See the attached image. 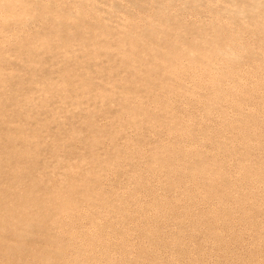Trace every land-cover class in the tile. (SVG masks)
<instances>
[{"label": "rangeland", "instance_id": "rangeland-1", "mask_svg": "<svg viewBox=\"0 0 264 264\" xmlns=\"http://www.w3.org/2000/svg\"><path fill=\"white\" fill-rule=\"evenodd\" d=\"M43 262L264 264V0H0V264Z\"/></svg>", "mask_w": 264, "mask_h": 264}, {"label": "bare ground", "instance_id": "bare-ground-1", "mask_svg": "<svg viewBox=\"0 0 264 264\" xmlns=\"http://www.w3.org/2000/svg\"><path fill=\"white\" fill-rule=\"evenodd\" d=\"M195 1H196V0H195ZM237 1H238V0H237ZM254 2H256V1H254ZM256 3H257V2H256ZM254 9H255V7H254ZM256 9H257V8H256ZM44 13H45V12H44ZM43 15H44V14H43ZM67 21H68V20H67ZM101 28H102V27H101ZM87 32H88V31H87ZM90 32H91V31H90ZM47 38H48V37H47ZM47 40H48V39H47ZM49 40H51V39H49ZM63 43H64V42H63ZM63 43H62V44H63ZM120 45H121V44H120ZM120 45H119V46H120ZM62 46H63V45H62ZM217 51H218V49H217ZM222 51H223V50H221V52H222ZM219 52H220V50L218 51V53H219ZM221 52H220V54H221ZM222 54H224V52H222ZM235 54H236V53H235ZM219 56H220V55H219ZM237 56H238V55H237ZM172 63H173V62H172ZM12 99H13V98H12ZM4 132H5V131H4ZM6 133L8 134V132H5V134H6ZM9 134H10V133H9ZM246 142H247V141H246ZM18 148H19V147H18ZM23 153H24V152H23ZM199 170H200V169H199ZM199 170H198V171H199ZM195 171H196V170H195ZM198 171H197V172H198ZM38 199L40 200V198H38ZM33 257L37 259V257H35V255H33ZM41 264H47V262H43V263H41Z\"/></svg>", "mask_w": 264, "mask_h": 264}]
</instances>
